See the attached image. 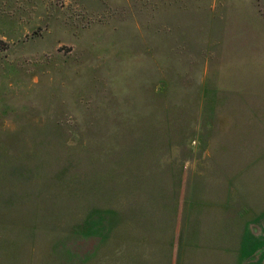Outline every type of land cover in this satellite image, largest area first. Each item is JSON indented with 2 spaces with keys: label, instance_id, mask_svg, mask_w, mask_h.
I'll use <instances>...</instances> for the list:
<instances>
[{
  "label": "rangeland",
  "instance_id": "374dc122",
  "mask_svg": "<svg viewBox=\"0 0 264 264\" xmlns=\"http://www.w3.org/2000/svg\"><path fill=\"white\" fill-rule=\"evenodd\" d=\"M0 264H264V0H0Z\"/></svg>",
  "mask_w": 264,
  "mask_h": 264
}]
</instances>
